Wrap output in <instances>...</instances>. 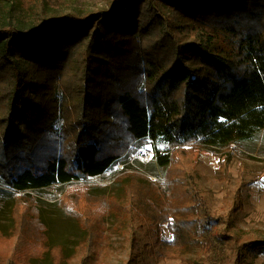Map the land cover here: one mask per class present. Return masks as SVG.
I'll return each mask as SVG.
<instances>
[{
	"label": "trees",
	"instance_id": "16d2710c",
	"mask_svg": "<svg viewBox=\"0 0 264 264\" xmlns=\"http://www.w3.org/2000/svg\"><path fill=\"white\" fill-rule=\"evenodd\" d=\"M27 3L13 0L0 7V215L11 221L7 232L0 228L1 238L19 233L17 193L101 177L130 146L149 145L152 171L170 167L173 175L180 168L176 159L185 157L181 146L198 143L219 153L259 141L264 131V0H112L110 9L83 16L71 12L57 16L43 3L26 8ZM168 7L172 17L166 15ZM260 15L261 23H256ZM214 18L219 19L217 24ZM176 28L182 32L175 36ZM151 32L161 37L160 54L171 52V61L155 59L147 50L154 45L146 37ZM67 65L76 66L77 73L84 67L76 86H68L70 76L63 71ZM58 67L53 77V68ZM43 71L51 74L47 89L41 87ZM120 74L127 75L126 80ZM57 83L61 99L55 96ZM42 88L44 99L39 95ZM181 165L188 181L189 166ZM139 180L132 177L125 187L122 232L134 231L135 219L160 233L166 222L174 237L167 249L177 258H184L189 246L198 247L200 256L192 264H247L244 250H264L263 241L236 235L230 228L243 180L232 196L225 233L215 237L200 195L196 193L201 202L196 206L208 216L204 224L193 220L194 205L186 219L183 212L182 218L173 213L165 219L144 197L154 194ZM171 181L181 184L177 177L170 178L166 185L171 191ZM32 199L37 209L26 215L45 237L41 254H28L27 264L46 257L56 264L57 250L63 264L82 247L90 249L91 233L59 201L57 206L76 221L83 236L73 255L63 245H51L42 201ZM131 238L135 263L142 250ZM159 243L164 250L163 241Z\"/></svg>",
	"mask_w": 264,
	"mask_h": 264
},
{
	"label": "rangeland",
	"instance_id": "374dc122",
	"mask_svg": "<svg viewBox=\"0 0 264 264\" xmlns=\"http://www.w3.org/2000/svg\"><path fill=\"white\" fill-rule=\"evenodd\" d=\"M7 1L11 2L13 0H0V7ZM23 1L28 2L26 8L43 3L47 9L46 11L57 16L70 12L79 13L80 16H83L89 12L108 10L112 5V0ZM171 8L168 7L166 10L167 17H172ZM261 17L260 15V18H257L256 23H261ZM218 21L219 19L214 18V23L217 24ZM196 22L193 21V23ZM169 23L171 24L170 21ZM172 27L174 28L173 25ZM177 31L182 32L179 28H176V31L172 30L175 36L178 35ZM145 36L143 38L150 37L148 38L149 43L154 44L146 48L155 59L172 60L171 52L160 54V51H163V40L159 35L155 36L151 32V34ZM143 57L148 56L143 54ZM59 68H53V77L60 71ZM83 70L84 67L80 66L79 73H77L76 66H66V70L63 71H66L65 75L67 77L70 76V78H67L69 87L76 86V82L81 80L85 73L82 72ZM4 75L7 77L6 74ZM49 77H51V74L47 76L44 71L42 72L41 87L46 85V89L48 88ZM121 77L126 80L127 75H121ZM55 88V96L61 99L63 96L60 90L61 85L57 83ZM32 93L30 92L28 95L34 98L35 96ZM45 93L42 88L39 93L41 99H44ZM1 100L3 99L1 98ZM108 117L110 123L113 121L115 125L117 124V119L112 116ZM75 129L77 130V126ZM70 132H72V129L67 131V135ZM40 133L34 137H38ZM61 135V133H58L57 137L61 139ZM56 143L60 148V143L58 141ZM145 148H147L146 143L130 146L126 150L127 152L119 158V165L117 164L111 171L101 177L75 181L64 186L53 185L41 192L17 193L18 198H20L17 207V222L20 229L15 238L4 239L0 237V264H27L28 254L32 253L36 256L41 254L45 232L42 234V229L36 225L32 216L30 214L26 215L28 210L33 212L35 208L37 209L32 198H38L42 201L40 207L47 224V235L51 245H63L66 252L73 255L76 245L80 243L83 236V232L79 229L76 221L72 217L66 216L57 206L58 201L67 208H71L73 214L82 222V226L92 235L90 249L82 247L78 255L73 256L63 264L194 263L200 256L198 247L189 246L186 256L182 259L177 258L178 255L173 250L167 249L171 248L170 244L174 237L169 232L166 222L161 224L163 227L161 233L157 227L153 229V227L141 225L138 219H135L133 224L134 231L122 232L120 230L124 226V223L121 222L123 217L120 216V212L125 199V187L131 183L132 177L139 178V183L150 188L148 192L153 193L154 196L144 195V197H147L148 202L155 209L161 210L158 215L165 219L172 218L173 213L182 218V212L184 213L183 219H186L190 214V206L194 205L196 215L192 217L193 220L197 221L198 226L204 224L208 216L201 211L200 207L196 206L201 203L199 198H196V193L200 195L206 204L207 215L211 216L210 225L214 227V237L217 235L222 236L225 233L224 224L231 203L234 200L232 196L239 187L240 181L243 180L246 184L244 183L240 187V192L237 195L239 205L235 212L231 214V231L236 235L264 242V131L260 133L259 141L255 145L238 147L237 150L233 148L214 153L198 143L181 146L180 148L183 151L181 152L185 157L176 159L180 161V168L173 175L169 174L170 167L165 172L159 169L152 171L150 164L152 159H144L139 156L140 151ZM66 151L72 153L71 146L66 145ZM184 163L190 169L188 181L186 175L182 173V170L185 171V167L181 164ZM224 164L227 166L225 170H223ZM172 177H177L181 184L177 185L171 181V191L167 185L168 180ZM182 190L185 195L180 194ZM190 198L194 201H191ZM29 199H31V203H26L25 201ZM177 222L181 223L178 220ZM173 223V220L170 221V224ZM10 225L11 221L8 216L6 214L0 215V228L7 232ZM131 233H133V236ZM131 237H135L134 242L140 248L139 251L142 250V253H138L135 263L131 262L133 239ZM160 240L165 244L164 250L160 246ZM58 251L55 253L56 264H59ZM243 258L247 264H264V250L248 248L243 251ZM34 264H52V261L49 257H46L43 260L35 261Z\"/></svg>",
	"mask_w": 264,
	"mask_h": 264
},
{
	"label": "built area",
	"instance_id": "2783aa9c",
	"mask_svg": "<svg viewBox=\"0 0 264 264\" xmlns=\"http://www.w3.org/2000/svg\"><path fill=\"white\" fill-rule=\"evenodd\" d=\"M139 156L144 158V159H152V160L154 159L153 151L149 145L147 146V148L142 149L140 151Z\"/></svg>",
	"mask_w": 264,
	"mask_h": 264
}]
</instances>
